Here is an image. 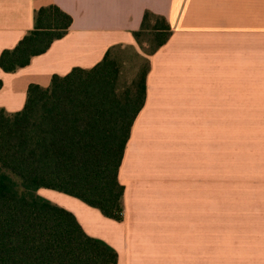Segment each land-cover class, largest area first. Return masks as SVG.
Instances as JSON below:
<instances>
[{
    "label": "crops",
    "instance_id": "obj_1",
    "mask_svg": "<svg viewBox=\"0 0 264 264\" xmlns=\"http://www.w3.org/2000/svg\"><path fill=\"white\" fill-rule=\"evenodd\" d=\"M50 4L73 22L28 65L0 68L9 112L24 107L31 84L91 68L114 46L137 48L147 10L173 33L147 55L145 103L119 170L124 220L57 190L39 193L115 248L117 264H264V0H0V54Z\"/></svg>",
    "mask_w": 264,
    "mask_h": 264
},
{
    "label": "trees",
    "instance_id": "obj_2",
    "mask_svg": "<svg viewBox=\"0 0 264 264\" xmlns=\"http://www.w3.org/2000/svg\"><path fill=\"white\" fill-rule=\"evenodd\" d=\"M34 28L0 54L15 72L64 37L73 17L56 4L35 10ZM165 16L149 10L138 44L152 55L171 37ZM148 38H145L147 37ZM110 48L91 68L54 74L50 86L31 84L24 107H0V264H117L118 253L85 232L73 212L39 193L57 190L125 218L119 170L132 125L145 103L150 60L133 86L119 90L120 65ZM3 82L0 79V88Z\"/></svg>",
    "mask_w": 264,
    "mask_h": 264
},
{
    "label": "rangeland",
    "instance_id": "obj_3",
    "mask_svg": "<svg viewBox=\"0 0 264 264\" xmlns=\"http://www.w3.org/2000/svg\"><path fill=\"white\" fill-rule=\"evenodd\" d=\"M145 38H148L145 37ZM150 43L144 39L143 45L141 47L138 44V47L134 46H123L112 51L113 57H115L120 65V74H119V90L123 91L124 89L133 86V82L138 77L142 68L147 65V48ZM243 130H246L247 127L243 125ZM241 175L247 173V176L243 178L244 182H249L248 173L249 170H239Z\"/></svg>",
    "mask_w": 264,
    "mask_h": 264
}]
</instances>
